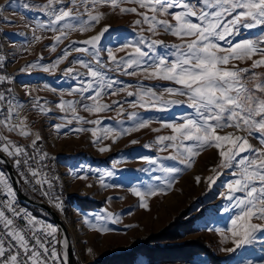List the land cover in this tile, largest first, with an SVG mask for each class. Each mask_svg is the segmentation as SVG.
<instances>
[{
	"label": "snow or ice",
	"instance_id": "1",
	"mask_svg": "<svg viewBox=\"0 0 264 264\" xmlns=\"http://www.w3.org/2000/svg\"><path fill=\"white\" fill-rule=\"evenodd\" d=\"M125 4L134 6L125 7ZM19 6L25 9L35 7L29 4ZM104 6L113 12L118 10L120 14H133L138 17L135 25L141 26L142 31L143 26H146L149 33L169 34L178 43L166 45L162 40L149 42L143 36L136 44L125 40L115 51H108V61L111 65L109 67L99 58L98 47L103 36L109 31L107 26L87 40L74 41L70 46L73 51L88 53L89 49L92 50L91 54L97 67L93 68L83 60L71 62L87 69V76L91 79L80 81V87L70 90L69 95H80L79 101L61 99L60 103L55 105L61 112L71 113V119H67L65 124L54 125L57 132L73 120L81 125L92 124L96 127H77L73 131L91 132L93 144H98L103 139H118L149 127L151 121L136 112L128 113V120L133 122L131 127H123V121H117L118 128L103 127V121L99 118L101 113L116 110L118 115H123V104L120 101H113L112 104L101 102L106 92L117 95L120 91H125L128 97L136 98L129 106L145 111H167L169 105L186 104L192 112L181 116L179 121L164 123L162 127L168 129L169 134L157 136L154 144L158 146V151L169 153L163 159L176 161L184 168H191L194 159L203 151H216L219 163L211 169L213 176L208 178V182L211 186L219 176L227 172L232 179L227 182L226 191L221 195L237 210L235 215L230 217L227 233L220 234L225 242L231 237L234 247L228 249L229 252L252 243L257 232H264V72L255 71L264 69V39H245L232 43L228 38L237 35L240 27H264V0H68L67 3L65 0H46L37 10L49 20L47 24L38 22L37 28H48L59 33L53 37L51 50L55 51L56 45L61 43V38H66L69 32L83 33L98 24L106 15L98 10ZM11 7L15 14V0H12ZM80 8L84 9L83 13ZM3 9L4 6L0 5V17L3 16ZM85 14L87 19H82ZM4 22L12 23L9 20ZM34 39L39 41L41 37L34 34ZM218 41H224L228 46L224 47ZM77 43L85 47H76ZM160 46L169 50L167 56L154 55ZM116 52H125V55L118 57ZM70 54L68 49H64L52 64L33 62L20 71H52L67 60ZM2 60L3 57H0V61ZM242 62H250V66L239 67ZM100 69L129 76H136L139 70L145 79L166 81L174 86L164 88L159 95L152 87H137L135 92L127 90L131 86L118 89L114 88V85L120 81L108 79ZM63 72L65 76H70L74 73V68L67 67ZM78 76L79 74H76L73 78ZM5 81L10 83L11 78L0 75V83ZM7 91L10 93L11 89ZM86 93L88 95H85ZM163 94L184 99L166 100ZM77 104L83 111L98 118L88 120L78 115ZM114 105L117 107L114 108ZM23 107L16 102L15 97L6 96L4 91H0V128L8 133H17L21 137L33 135L27 118L20 116V109ZM32 107L45 114L50 110L40 104L39 98L32 101ZM40 139L38 134L35 135L29 145L36 153L39 152L37 141ZM253 140L256 141L255 144ZM115 142L113 139V143ZM144 147L150 145L146 144ZM98 150L103 153L109 151V148L100 147ZM0 153L12 158L18 169L21 165L25 166L27 175L21 170L18 172L19 177L26 184L39 186L41 194L49 197L51 202V181L56 178H49L48 174L42 171L41 162L47 154L39 155L37 160L25 147L8 141L4 136H0ZM29 161H34L37 167H31ZM147 163L157 165L159 171L165 173V179L161 182L165 183L167 188L171 187L172 178L182 171L179 167H166L158 160H147ZM88 171L95 172L93 169ZM152 171H156V168ZM112 175L111 171L101 172V185L107 187L104 179ZM29 176L31 180L28 179ZM75 178L83 180L87 179V176L77 175ZM196 180L199 183V177ZM45 185L48 186L47 189L44 188ZM131 191L139 198V207L145 209L146 197L158 194L152 188L144 192L136 188ZM0 195L6 197L0 200V264H66L67 253H63L65 259L62 261L61 253L56 247L57 243L66 247L64 242L56 239L58 229L51 224L37 221L15 207V193L9 178L2 172ZM55 206L61 207L59 203ZM107 218L115 222L113 214L109 213ZM96 219L101 220L102 217L97 216ZM18 220L24 223L20 224ZM84 222L98 232L107 231L96 224L88 223L87 220ZM247 264L252 262L247 261Z\"/></svg>",
	"mask_w": 264,
	"mask_h": 264
},
{
	"label": "rangeland",
	"instance_id": "2",
	"mask_svg": "<svg viewBox=\"0 0 264 264\" xmlns=\"http://www.w3.org/2000/svg\"><path fill=\"white\" fill-rule=\"evenodd\" d=\"M15 2L17 4L15 14L11 7L12 0H2L0 3L4 6L1 20L4 29V60L5 67L8 69L10 67L11 70H9L14 75L12 83L13 88L16 87V90L14 89L15 100L24 106L20 109V116L27 118L28 127L33 135L21 137L17 133H8L3 128H0V132L8 141L21 143L25 148L31 144L35 135L38 134L41 137L37 141V147L42 154H47L50 159L54 160L53 170L61 186V207L52 206L51 208L56 211L69 231L73 259L76 263L92 264L102 257L130 250L134 244H141L149 237L161 232L182 210L192 204V215L206 207L210 210H208L207 217L197 223L198 230L195 233L176 243L203 239L210 246L213 256L218 259L217 264H247V261H251L252 264H264V232H257L252 243L234 252L228 251L234 247L231 237L229 236L225 242L220 234L221 232L227 233V229L230 227V217L235 215L237 210L221 195L226 191L227 182L232 179L227 172L219 176L211 186L208 182V178L213 176L211 169L219 163L216 151L213 149L203 151L194 159L191 168H184L176 161L163 159L169 153L158 151V146L154 144L157 136L169 134V130L162 127L164 123L179 121L181 116H187L192 112L186 104L169 105L167 111H145L139 107H130V102L136 98L135 96L128 97L125 91H120L117 95L106 92L101 102L112 104L113 101H120L123 104V115H118L116 110L101 113L99 118L103 121V127L118 128L117 121H123V127H131L133 122L127 118L128 113L131 112H136L142 118L149 119L151 121L149 127L123 135L118 139L109 137L98 144H93L94 138L91 132L73 131L77 127L93 128L96 127L95 125H81L73 120L71 124L62 127L59 132L54 127L57 124H65L67 119H71L70 112H61L55 105L60 103L61 99L79 101L80 95L78 93L69 95L70 90L80 87V81L91 79L87 76V69L71 62L83 60L93 68L97 67L91 54L92 50L89 49L88 53L75 52L70 47L74 41L87 40L107 26L109 31L103 36L98 47L99 58L109 67L111 65L108 61V51L110 49L115 51L125 40L136 44L143 36L149 42L162 40L166 45L178 43V41L171 35L162 32L157 35L149 33L146 26H143L144 30L142 31L141 26L135 25L137 16L130 13L120 14L118 10L113 12L109 7L104 6L98 9L106 13L98 24L83 33L69 32L66 38H61V43L56 45L55 51H52L53 37L59 33L48 28H37L38 22L47 24L49 20L46 15L37 10L38 7L46 3V0H15ZM67 2L68 0H65V3ZM21 4L35 7L25 9L19 6ZM123 6L133 7L134 5L125 4ZM89 7L91 8V5ZM80 12L83 13L84 9L80 8ZM81 18L87 19V15H83ZM4 20L12 21V23L7 24ZM34 34L40 36L41 39L36 41ZM228 39L232 43H238L245 39L259 41L264 39V27L254 29L240 27L238 34ZM218 43L224 47L228 46L224 41H218ZM75 46L85 47L79 43ZM64 49H68L71 54L67 60L52 71L45 72L39 69L20 71L33 62L50 65L62 54ZM168 53V49L160 46L157 47L154 55L167 56ZM116 55L124 56L125 52H116ZM249 66L250 62L239 63L241 68ZM67 67L74 68V73L70 76L64 75L63 70ZM100 71L104 72L108 79L120 81L114 85V88L118 89L131 86L127 90L135 92L137 87H152L159 95L164 88L174 86L166 81L145 79L139 70H137L136 76L120 75L106 69H100ZM255 71L264 72V69ZM76 74L79 76L73 78ZM163 95L166 100L184 99L180 96ZM37 98L44 108L50 109L46 114L32 107V101ZM85 103L90 104L92 101H85ZM77 114L88 120L98 118L83 111L79 104H77ZM62 117L64 119H61ZM153 129H159V131H153ZM113 139L116 140L115 143H113ZM132 141H138V143L133 144ZM252 142L256 143L255 140ZM146 144L150 147H144ZM100 147H108L109 151L101 153L98 150ZM9 160L15 170L12 158ZM147 160H158L166 167H179L182 171L172 178L171 187L167 188L165 183L161 182L165 179V173L159 171L157 165L147 163ZM114 164L115 166H113ZM153 168H156V171H152ZM89 169H93L95 172L88 171ZM104 171L113 173L111 177L106 176L104 179V184L107 187L102 186L99 181V174ZM0 172L6 176L1 165ZM77 175H85L87 179H77L75 178ZM158 177L160 179H157ZM197 177H199V183H197ZM133 188L141 192L152 188L158 194L146 197L147 209H145L139 207V198L131 191ZM72 198H76L77 201H69ZM14 199L19 202L15 197ZM78 199H85L94 204L82 206ZM201 202L203 203L200 204ZM45 204L47 203L45 202ZM47 205H53V199ZM24 207L28 214L37 221L51 224L48 222L49 216L45 213L41 212L44 217L47 216L45 218L36 217L27 210L28 206L24 205ZM226 209L228 210L226 211ZM109 213L113 214L115 222L107 218ZM97 216L102 219L97 220ZM85 220L90 224L107 229V231L93 230L88 227ZM56 239L59 241L58 232ZM152 244L164 245L165 243L152 242ZM135 264L149 263L143 258H138ZM191 264H210V261L200 256L194 259Z\"/></svg>",
	"mask_w": 264,
	"mask_h": 264
},
{
	"label": "trees",
	"instance_id": "3",
	"mask_svg": "<svg viewBox=\"0 0 264 264\" xmlns=\"http://www.w3.org/2000/svg\"><path fill=\"white\" fill-rule=\"evenodd\" d=\"M69 201H77V199L72 198ZM78 202L82 204V206H92L94 204L85 199H78ZM202 203L203 202L200 204ZM27 210L36 217H44L37 209L27 207ZM208 210L210 209L206 207L192 215L191 204L189 207L182 210L165 229L149 237L145 242L134 244L128 251L102 257L92 264H135L138 258L145 259L149 264H191L194 259L200 256L205 257L207 261H210V264H217L218 259L213 256L210 246L207 245L203 239L187 240L183 243H176L178 240L198 230L197 223L207 217ZM48 222L53 224L50 219H48ZM152 242H164L165 244H152ZM73 263L77 264L74 259Z\"/></svg>",
	"mask_w": 264,
	"mask_h": 264
},
{
	"label": "water",
	"instance_id": "4",
	"mask_svg": "<svg viewBox=\"0 0 264 264\" xmlns=\"http://www.w3.org/2000/svg\"><path fill=\"white\" fill-rule=\"evenodd\" d=\"M0 165L4 168L6 176L10 180V184L12 186V189L15 193V198L22 204L33 207L37 210H39L42 213H45L49 218L52 220L53 225L58 229V237L59 241H62L66 244L65 246H62L61 243H59V248L63 253H67L66 256V264H74L73 263V248L71 244V239H70V234L69 231L62 221V219L57 215V213L47 204L34 200L27 195H25L19 185V179L18 176L12 166L11 161L9 158L3 154L0 153ZM64 256H63V261H64Z\"/></svg>",
	"mask_w": 264,
	"mask_h": 264
},
{
	"label": "built area",
	"instance_id": "5",
	"mask_svg": "<svg viewBox=\"0 0 264 264\" xmlns=\"http://www.w3.org/2000/svg\"><path fill=\"white\" fill-rule=\"evenodd\" d=\"M1 20H2V17H0V21ZM0 32H4V29L0 28ZM0 57H1V52H0ZM0 75H4L6 77H10L11 80L14 78L13 72L6 71L3 62H1V61H0ZM8 89H11V82L9 83V82L5 81L3 83H0V91H4L6 96L13 97L12 93L11 92L9 93L7 91ZM0 136H2V132H0ZM15 144L22 146L21 143H15ZM26 149L29 152V154L35 156L37 160L39 159V155H42V153L40 152L39 148H38V150H39L38 153L34 152L33 149L31 147H29V145H28V147ZM53 161L54 160L50 159V156L47 155L46 158L41 162V164L43 165L42 171L44 173H47L49 178L53 177V175H52V164H53ZM29 164L33 168L37 167V165L35 164L34 161H29ZM21 170H24L26 175H27V169H26L25 166L21 165V168H19V169L15 166V171H16V174H17L18 179H19V185H20L21 191L24 194H26L27 196H29V197L37 200V201H41V202L45 203V196L41 194V191L39 190V186H36L33 183H27L26 184L24 182V180H22L19 177L18 172L21 171ZM28 179L31 180V177L29 176ZM51 182H52L51 191L53 193V205H48L50 207L55 206L56 203L61 204V202H62V198H60V196L58 195V191H57L54 179H52ZM47 187H48L47 185L44 186L45 189H47ZM2 199H6V197H4L3 195H0V200H2ZM17 209L18 210H22L20 208H17ZM23 212L28 213L27 211H23ZM17 222L20 223V224L24 223V221H22V220H18ZM56 247H57V251L59 253H61V251H60V249L58 247V243H57ZM61 260H62V253H61Z\"/></svg>",
	"mask_w": 264,
	"mask_h": 264
},
{
	"label": "bare ground",
	"instance_id": "6",
	"mask_svg": "<svg viewBox=\"0 0 264 264\" xmlns=\"http://www.w3.org/2000/svg\"><path fill=\"white\" fill-rule=\"evenodd\" d=\"M0 28H2V21H0ZM3 37H4V33L3 32H0V52H1V57H3V60L1 62H3L4 66H5V60H4V57H5V43L3 41ZM5 70L6 71H10L7 67H5ZM11 72V71H10ZM12 82H13V79L11 80V93H12V96L15 97L13 91H12ZM52 175L53 177H55L56 179H54L55 181V185H56V188H57V191H58V195L60 196L61 195V186H60V182L58 180V177L57 175L54 173V170H53V164H52ZM50 201L49 197L45 196V202L48 204ZM27 206V205H25ZM15 207L16 208H20L22 209L23 211H26L25 207H24V204H20L19 202H16L15 201ZM30 207V206H28ZM53 209V208H52ZM54 210V209H53ZM55 211V210H54ZM56 212V211H55ZM58 215V214H57ZM61 251V250H60ZM62 261H63V254H62Z\"/></svg>",
	"mask_w": 264,
	"mask_h": 264
},
{
	"label": "crops",
	"instance_id": "7",
	"mask_svg": "<svg viewBox=\"0 0 264 264\" xmlns=\"http://www.w3.org/2000/svg\"><path fill=\"white\" fill-rule=\"evenodd\" d=\"M0 3H2V0H0ZM6 65L8 66V63H7ZM9 69H10V67H9ZM10 70H11V69H10ZM15 83H16V82H15ZM15 85H16V84H15ZM14 89L16 90V87L13 88V83H12V91H13V93H14V95H15Z\"/></svg>",
	"mask_w": 264,
	"mask_h": 264
}]
</instances>
